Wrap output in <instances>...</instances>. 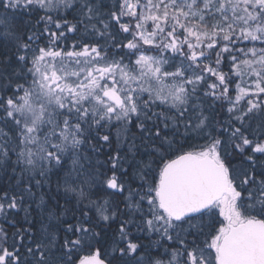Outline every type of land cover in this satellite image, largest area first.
<instances>
[{"label":"snow or ice","instance_id":"snow-or-ice-1","mask_svg":"<svg viewBox=\"0 0 264 264\" xmlns=\"http://www.w3.org/2000/svg\"><path fill=\"white\" fill-rule=\"evenodd\" d=\"M0 8V45L15 48L0 57V167L15 180L0 213L38 210L11 243L0 227V264H264V0ZM17 12L43 32L22 37ZM81 27L88 39L65 50Z\"/></svg>","mask_w":264,"mask_h":264},{"label":"trees","instance_id":"trees-1","mask_svg":"<svg viewBox=\"0 0 264 264\" xmlns=\"http://www.w3.org/2000/svg\"><path fill=\"white\" fill-rule=\"evenodd\" d=\"M68 17L70 20H72V17H70V16H68ZM17 30H18L19 34H21L22 37H24L25 39L29 35L27 33V31L24 32V30H22V28L20 26H18ZM13 52H15L14 47L8 48V47H5L3 45H0V57H2L4 55H11ZM212 80H214V79H212ZM211 103H212V100H211V98H209L206 106L210 105ZM216 103H217L216 111L221 114L220 118L226 119V117H227L226 109H227L228 105L224 104L223 109H221L220 108V102H216ZM214 122H215V118H214ZM133 131H135L134 128H133ZM115 147H116V145L113 144L112 148L114 149ZM113 154L114 153L109 149V146L107 144H102L101 145V151L96 153L94 156V162H97L99 165H101L100 171L104 172L107 177H110L113 174L112 163L109 159V157ZM130 171L131 170H129V172ZM115 174L118 178H124L121 175V169L120 168L115 169ZM14 184H15V180L12 178L11 169L9 168V169L5 170L3 167H0V193H3L5 190H8L10 188V186H14ZM26 207H27V203L25 204L24 207H22L19 210L10 211V213L7 217H5L3 213H0V227H3L8 231L9 237H10V241H9L10 243H11V240L14 239L12 234L17 229L22 230V229L29 228L30 225L28 223V220L38 219V217H37V211L38 210L36 209V205L33 204L31 206L33 211H32V214L30 216H27V214L24 210V208H26ZM9 221H11L12 223H9ZM31 227L35 230V229L39 228V225L34 223L31 225ZM118 228H119V221L118 220L111 223L110 226H104L103 227V237L101 239L100 245H98V247L100 248V251H101L102 258L105 257L109 248L111 247V243H112L113 238H114V233L118 230ZM133 232H135L134 229H133ZM154 238L155 237H153V239ZM25 242H27L26 239H25ZM141 243L148 245L151 243V241L147 238H142ZM83 254H86V253H81V255H83ZM108 258H110V257H108Z\"/></svg>","mask_w":264,"mask_h":264},{"label":"flooded vegetation","instance_id":"flooded-vegetation-1","mask_svg":"<svg viewBox=\"0 0 264 264\" xmlns=\"http://www.w3.org/2000/svg\"><path fill=\"white\" fill-rule=\"evenodd\" d=\"M109 2H111V0H109ZM1 13V11H0ZM15 17H16V27L18 28V26H20L22 28V30H24V32L27 31V33L30 35L32 34V32L34 31H39V32H43L45 24L43 22H40V17L39 15H33V16H28L22 12H17L15 13ZM69 19V17H68ZM69 21L75 23V21H72L69 19ZM51 28L53 27V31H56L55 29V25H51ZM115 28H113L114 30ZM116 30V29H115ZM30 32V33H29ZM115 32L114 35H116L117 41L118 40V35L121 34V37L124 35L122 32H120L119 30V26L117 28V31H113ZM66 35H68L69 37H71V42L72 44L70 45V47L73 45L74 42H79L82 39H88V37L83 33V28L81 27V30L76 32V33H66ZM93 39H95V37H92ZM48 37L47 35H44L41 40L39 41L40 45L43 46L44 44H46L48 42ZM104 41H101V43H103Z\"/></svg>","mask_w":264,"mask_h":264},{"label":"rangeland","instance_id":"rangeland-1","mask_svg":"<svg viewBox=\"0 0 264 264\" xmlns=\"http://www.w3.org/2000/svg\"><path fill=\"white\" fill-rule=\"evenodd\" d=\"M108 2H109V0H108ZM109 3H111V2H109ZM0 11L2 13L4 10L2 8H0ZM118 26H119L118 24H115V22H113V28L116 29V30L114 29L113 31H117ZM51 29L53 30V27ZM113 33L115 34V32H113ZM71 39H72L71 37H69L68 35H66V37L65 38H62V40L60 41V43H61L62 46H66L65 50H67L68 48H71L72 47V46L70 47V45L72 44ZM120 39H121V34L118 35V40L120 41ZM212 79H215V78L213 77ZM231 91H232V95L234 96L235 95V83L232 84ZM118 179L119 180H124L125 177L124 178H118Z\"/></svg>","mask_w":264,"mask_h":264}]
</instances>
